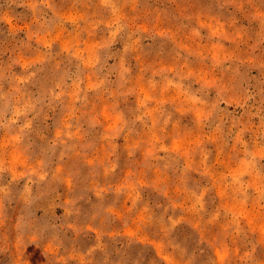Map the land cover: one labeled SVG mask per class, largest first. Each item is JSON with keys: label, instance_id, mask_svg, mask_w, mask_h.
<instances>
[{"label": "rangeland", "instance_id": "obj_1", "mask_svg": "<svg viewBox=\"0 0 264 264\" xmlns=\"http://www.w3.org/2000/svg\"><path fill=\"white\" fill-rule=\"evenodd\" d=\"M0 264H264V0H0Z\"/></svg>", "mask_w": 264, "mask_h": 264}]
</instances>
